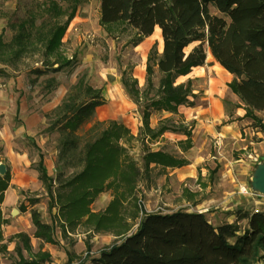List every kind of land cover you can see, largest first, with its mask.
<instances>
[{"label": "trees", "instance_id": "obj_1", "mask_svg": "<svg viewBox=\"0 0 264 264\" xmlns=\"http://www.w3.org/2000/svg\"><path fill=\"white\" fill-rule=\"evenodd\" d=\"M100 5L103 25L127 23L141 38L153 36L156 29L161 32L162 52L151 55L147 66L149 75L154 66L161 75L158 97L146 106L142 117L150 139L176 131L169 126L171 119L156 129L151 128L150 109L177 114L180 107L190 105L191 82L176 84V81L204 66L207 52L225 72L234 76L228 87L241 101L234 107L243 108L244 118L251 119L264 131L258 115H264V0H100ZM78 8V0H70L66 9L51 0L43 10L44 23L37 28L33 17L24 21L12 42L6 44L0 39L3 48L0 54L19 58L28 53L35 40L42 47L46 66L34 70L38 78L72 66L71 61L62 58L60 46ZM211 8L217 14L211 13ZM65 17L67 21L62 24ZM192 45L197 46L186 53ZM33 50L39 52L37 47ZM53 54L57 58L52 62L49 57ZM85 85L81 81L70 91L47 129L49 133L58 131L60 136L56 178L50 176L43 153L37 171L51 198L54 186L58 185L57 190H67L57 195L65 222L73 226L83 220L95 221L96 229L101 230L119 216L121 199L135 195L142 176L138 165L127 160L126 148L119 143L129 134L121 124L113 122L104 127V123H99L84 136L78 134L105 103L101 91ZM184 135L189 139L191 133ZM143 161L146 170L152 165L167 170L188 164L187 160L163 150L147 151ZM71 168L74 171L67 175L66 170ZM9 169L4 176L0 175V202L10 186ZM108 187L115 189L117 196L108 205L107 213L95 214L90 206ZM208 213L179 210L171 214H146L135 232L103 250L89 264H264V211L237 209L226 213L236 217L234 222L217 225L211 222ZM31 220L35 226L33 237L42 243H54L53 225L42 223L37 211L31 213ZM246 220L247 225L242 228L241 223ZM4 223L0 211V253L3 254L7 251V245L3 244ZM121 235L124 233L118 234ZM11 239L16 242V257L10 264H49L50 254L41 250L34 253L32 237L26 233H18Z\"/></svg>", "mask_w": 264, "mask_h": 264}, {"label": "rangeland", "instance_id": "obj_2", "mask_svg": "<svg viewBox=\"0 0 264 264\" xmlns=\"http://www.w3.org/2000/svg\"><path fill=\"white\" fill-rule=\"evenodd\" d=\"M53 1L65 9L70 5V0ZM49 2L51 0H0L2 42L6 44L12 42L18 33L19 25L30 17L35 19L37 28L42 25L46 19L43 10ZM78 2V11L69 23L60 46L62 58L71 61L72 66L60 72H48L38 78L34 70L45 69L46 66L43 64L45 58L41 51L42 47L35 40L28 53L19 58H13L12 54H0V132L3 131V135L0 133V163L7 166L8 171L11 164L2 152L4 138L11 140L14 137L28 154L30 165L38 175L37 186L18 192L21 198L5 214L7 219H4L3 233H11V237L18 233H26L32 237V251L48 252L51 257L49 264L55 262L49 249L66 254L69 257V264H89L92 259L98 258L103 250L135 232L146 214L159 212L171 214L179 210L203 211L209 212L208 217L213 221L212 214L219 212L220 209L229 211L234 202H242V206H248L249 201L257 199L258 197L251 198L240 193L243 187L251 188L250 178L254 169L251 166L252 159L248 157L251 147L245 148L244 143L263 142V148L259 147L255 154L260 158L264 154V131L251 119H246L250 124L244 128H249L251 134L247 136L243 131V138L247 137L244 143L236 145L231 138L217 143L211 138H205L200 141L195 139L193 145H190L191 136L186 141H179L181 136L186 137L188 134H184L189 133L190 123L185 125L180 123L183 115L180 113L170 115L167 112L150 109L152 126L160 127L165 122L163 119L170 115L169 126L176 130L167 132L156 140L150 139L144 129L142 117L146 112V106L158 97L157 88L161 75L156 66L149 75L147 66L151 55L162 52L161 32L156 29L153 36L141 38L127 23L103 25L100 19V0ZM211 13L217 14L212 8ZM66 21V17L61 19L62 24ZM35 46L39 52L33 53ZM195 46L197 45L189 47L186 53ZM2 50L1 47L0 51ZM56 58L57 55L53 54L49 60L53 62ZM182 80V77L179 78L176 84ZM51 81L54 83L48 88ZM81 81L86 84L85 86L101 91L105 103L98 108L92 122L86 124L78 134L84 136L87 130L99 123H104V127L110 126L113 122L121 124L129 130V134L119 143L126 148L127 160L138 165L142 176L135 188V195L126 200L121 199L119 216L101 230L96 229L95 221L88 223L83 220L73 226L65 222L57 195L59 191L65 194L67 190H57L58 185L54 186V197L51 198L45 183L39 180L37 171L43 153L44 164L50 176L53 178L57 176L60 136L58 131L49 133L47 129L58 106ZM190 84L191 88L193 85L195 90H199L195 102L201 103L199 97L202 93L200 86L202 84L199 82ZM234 105L226 103L224 106L226 112L236 109ZM18 108L23 109V113L20 111L17 115ZM259 116L264 125V115L259 113ZM176 121L179 124H176ZM23 129L24 134L22 132L17 134ZM149 150H163L177 158L187 160L188 164L167 170L152 165L146 170L143 157ZM73 171L72 168L68 169L66 174L70 175ZM116 196L115 189L106 188L91 204L92 211L98 215L107 213L108 205ZM15 209L20 213L12 216ZM33 211L40 213L42 223L53 225L54 243H42L33 237L35 232L31 220ZM241 226L245 227L244 222ZM121 233L124 235L118 236ZM11 237H3L5 238L3 244L7 245L5 254L1 253L5 264H10L16 257L14 250L9 251L12 246H16Z\"/></svg>", "mask_w": 264, "mask_h": 264}, {"label": "crops", "instance_id": "obj_3", "mask_svg": "<svg viewBox=\"0 0 264 264\" xmlns=\"http://www.w3.org/2000/svg\"><path fill=\"white\" fill-rule=\"evenodd\" d=\"M182 79V82H178L179 84H184V82L187 83L189 81L191 83L198 84L199 82L202 84L200 85L202 86V93L199 97L201 103L198 104L195 102V100H197L196 97L199 93V90H195L192 85L193 95L189 99L190 105L180 107L178 111V113L183 115V117L180 118V123L183 125L190 123L188 128L189 133H191L192 140L190 145H193V140L195 139L196 141H200L204 140L205 138H211L217 143L224 142L225 140H229L231 138L236 145L246 142L247 137L245 139L243 138V131L246 132L247 136L251 133L249 128H244V126H249L250 124L246 122V118H244L245 110L243 108L233 110L230 109V111L227 113L224 108L225 104L228 102L235 105L241 104V101H239L237 96L232 93L230 87H228V84L234 79L233 75L225 72L208 53L206 64L193 69L189 75L183 76ZM25 108L27 111L28 108L26 105ZM20 111L23 113L24 110L18 108L17 115L20 114ZM170 115L166 116V119L163 120L171 119L169 118ZM23 121L25 120L23 119ZM176 124L179 123L176 121ZM150 127L153 129L156 128L151 124ZM21 132L24 134L25 130L23 129V131H18L17 134ZM0 133L3 135V131ZM22 136L25 137L26 135ZM184 137L181 136L179 141H186L187 136L185 138ZM4 139L5 143L2 152H4L5 157L11 164L10 166L8 164L11 170V182L9 188L3 194L4 199L2 202H0V211H2L3 218L7 219L5 214L10 211V209L14 207L21 198V195H19L18 192L20 190L25 191L30 187L37 186L36 182L38 181V175L37 172L32 169L29 156L24 151L19 141L14 139V137L11 140L6 138ZM244 145L245 148L251 147L248 157L252 159L251 166L253 168L257 167L258 163L264 161V154H262L260 157L261 160L258 158L259 156H255V154H257L258 148H263V142L255 144L253 141H250L248 144L244 143ZM15 148L17 150H15ZM233 204L234 205L231 207V210L229 209V211L220 209L219 212L212 214L214 219L211 222L216 225L217 223L224 221H228L229 223L234 222L236 220L235 216L226 215V213L233 211V209H243L244 211L247 210L250 212L264 211V197L260 196L257 199L249 201L248 206H242V202H234ZM244 224L246 227L247 220L244 222ZM6 235L11 237V233H3V237L7 238L8 236ZM14 248L15 247L12 246L9 251H13ZM49 251L53 255L52 260L55 261L53 264H69V257L66 254L63 255V253H59L58 251H54L52 249H49ZM5 263L4 256L0 253V264Z\"/></svg>", "mask_w": 264, "mask_h": 264}, {"label": "water", "instance_id": "obj_4", "mask_svg": "<svg viewBox=\"0 0 264 264\" xmlns=\"http://www.w3.org/2000/svg\"><path fill=\"white\" fill-rule=\"evenodd\" d=\"M112 78V77H111ZM7 172V166L0 163V175L4 176ZM250 189L255 196H264V161L258 163L257 167L253 170L250 178ZM19 210L15 209L12 216L19 214Z\"/></svg>", "mask_w": 264, "mask_h": 264}, {"label": "built area", "instance_id": "obj_5", "mask_svg": "<svg viewBox=\"0 0 264 264\" xmlns=\"http://www.w3.org/2000/svg\"><path fill=\"white\" fill-rule=\"evenodd\" d=\"M240 193L243 195V196H249V197H258V196H255L252 192H251V189L245 187V188H242ZM260 197H264V196H260Z\"/></svg>", "mask_w": 264, "mask_h": 264}]
</instances>
